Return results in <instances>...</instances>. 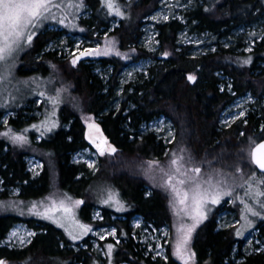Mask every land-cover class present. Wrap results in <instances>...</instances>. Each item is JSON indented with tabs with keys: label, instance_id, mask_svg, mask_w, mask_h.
<instances>
[{
	"label": "rangeland",
	"instance_id": "rangeland-1",
	"mask_svg": "<svg viewBox=\"0 0 264 264\" xmlns=\"http://www.w3.org/2000/svg\"><path fill=\"white\" fill-rule=\"evenodd\" d=\"M127 0H113L114 4L119 7L122 15H115V9L109 14L107 7L103 6L102 0H99V8L96 12L99 15L108 17L106 24L96 26V19L92 17L93 9L86 0H61L64 5L81 4L79 8L65 7L64 10L53 9L56 18L41 20L39 26L33 31L38 33L42 29L57 31V34L49 40L44 48V52H54L59 59H67L71 62L87 64L93 73L97 74L106 83L112 72H115V80L117 85L113 89L114 97L111 101V107L118 111L121 101V93L124 85L128 84L129 88L133 87L148 76V67L154 63H159L160 59L171 54L168 49L160 47L158 38V24L170 20H176L180 24V28L176 31L175 44L178 49L184 48L188 55L205 54L220 47L232 48L234 51H249L254 48L256 43L264 36V12L257 20L246 25H239L230 28L226 32L222 30H210L206 25L197 31L194 27L198 23L195 18L196 8L202 4V0H158L155 7L142 15L138 20L140 35L136 41H131L126 45L122 44L120 35L116 29L120 25V18L129 15V5L124 2ZM264 3V0H262ZM67 16L64 23L58 21ZM91 22H88L89 19ZM88 33L90 35H88ZM34 37V36H33ZM30 45L23 46L22 50L15 54V64L11 69L8 80L0 87V134L8 132L9 135H0L6 143L16 145L18 148H27L29 143V132L34 134L30 139L34 142L39 141L43 134L53 131L57 125L54 116L57 112V106L63 101L70 104L72 108L79 112L80 118L84 123V137L87 140V146L77 149L70 154V162L85 169V172L79 173L87 177L96 173L100 166V157L107 158L109 165H116L119 170H127L134 175L143 176L146 183L143 184L144 195H150L154 189H158L165 197L168 219L162 223H156L153 220L145 218L139 212H132L127 218L128 234L122 228V233L128 235L130 245L135 252H138L144 258H148L152 264H183L175 254V244L180 236L178 232L182 226H191L196 221L188 214L180 211L181 205H176L174 211L172 204V196L159 185L163 183V177L160 168L149 170L147 162L158 161L160 167L168 169L171 159L176 156H183V164L185 168L198 166L201 168V185L209 187L204 181L211 179L213 184L217 180L224 183L221 188L228 191L230 195H223L219 203H208L204 207V218L196 223V227L191 233V238L186 248L185 258L191 255L188 264H196L195 251L193 242L197 230L200 226L216 212V229H230L234 236L241 238L242 243H235L232 246L230 259L239 261L242 256L253 252L264 253V234L256 228V224L264 220V208L256 202V197L247 196V182H252V177H256V181L264 180V173L259 172L255 165L251 163L249 152L253 145L260 140V135L249 132L241 144H237L236 150L231 151L226 146L223 149L205 148L201 153H197V149L191 145L188 139L189 126H181L177 132L171 117L165 114L153 116L147 121H142L136 128L130 125L126 119L122 123V127L130 132L129 137L135 135L152 134L156 140H161L163 152L160 158H142L141 156L132 157L129 161L128 169L122 167V159H119L118 149L109 141L108 136L104 133L99 123L100 115H94L83 111V107L77 97L71 95L70 98L63 100L64 93L59 83L53 76L49 75L46 67L34 72H21L19 66L22 63L21 55ZM108 48L109 55H84L82 52L92 49L103 50ZM119 53L117 55L116 53ZM167 53V55H165ZM40 53L36 55L39 57ZM113 58L118 61L117 69L113 70L111 62L104 59ZM43 63H53L51 58ZM264 65V63H259ZM258 70H255V73ZM194 77L195 74L193 73ZM218 77L221 79L219 87L231 91L230 79L227 75L218 71ZM107 88V85L105 86ZM66 94V91H65ZM59 95V100L53 104L51 101ZM43 99H45L44 104ZM62 100V101H61ZM131 105H129L130 107ZM123 111L122 114L125 113ZM243 112L244 115L240 116ZM264 117V95L258 99L257 95L251 91L236 96L232 101L227 103L219 113L218 126L227 128L232 124L246 125L248 118ZM11 118H18L23 121L19 128L10 127L8 121ZM6 121V123H5ZM36 125L37 127H33ZM67 127L68 123L63 124ZM95 125V127H89ZM186 127V128H185ZM97 128L99 131H97ZM261 126L258 127V130ZM241 133V132H240ZM11 135H23L26 138L25 143H14L10 138ZM101 141H107L102 149H105V155H100L97 145ZM116 149L115 153L107 154L108 146ZM7 144L4 143L3 151H6ZM183 150V151H181ZM25 169L31 179L39 177L43 169V162L33 153L23 155ZM124 162V161H123ZM93 164V167H89ZM113 167V166H112ZM50 182V188L47 192L37 193L32 196L17 197L20 187L16 184L9 185L0 177V193L4 192L5 196H0V213H13L15 215L33 216L36 219H44L56 226L60 227L65 235L70 239L69 244L60 242V246L72 247L74 250L84 248L88 249V255L92 254L95 258V264H114L111 259V253H108V246L126 241L118 235V219H123L124 212L129 208L122 194L115 186L109 184L105 179H96L89 187L88 194L94 201L89 209L91 220H102L104 218L102 207L106 206L109 212V221L102 224L94 225L84 222L79 217V207L82 200L78 196H73L70 191H63L56 183V175ZM241 185H244L241 187ZM253 189L257 187L264 191V184L252 182ZM109 194L114 196L118 203L105 204L103 201L108 198ZM264 200V197H260ZM64 201L65 206L71 208L70 213L60 210L59 203ZM81 201L78 206H73V202ZM243 201V203H242ZM53 202L56 207L52 208ZM245 203H247L259 215L253 216L244 211ZM36 205L35 209L32 206ZM119 205H123L121 210H117ZM52 208L47 212V217L35 215L33 213H45L46 209ZM32 209V211H29ZM242 215H246L251 226L241 219ZM115 220V221H114ZM106 221V220H105ZM87 225L91 230L87 234H83L82 229L78 225ZM34 225H42L39 220H34ZM38 229L29 226L24 221L14 222L6 231L3 237H0V246L9 249L21 248L27 245ZM242 232V235L237 233ZM17 233L14 237L12 233ZM28 233H33L29 236ZM71 233L77 236L72 239ZM114 233V235H112ZM23 238L24 243H21ZM86 238L85 243L83 239ZM127 238V237H126ZM104 241L105 247L101 245ZM109 256H108V254ZM4 264H15L7 259L0 258ZM76 264H81L76 262ZM120 264H130L128 261H121ZM146 264V263H145Z\"/></svg>",
	"mask_w": 264,
	"mask_h": 264
},
{
	"label": "trees",
	"instance_id": "trees-1",
	"mask_svg": "<svg viewBox=\"0 0 264 264\" xmlns=\"http://www.w3.org/2000/svg\"><path fill=\"white\" fill-rule=\"evenodd\" d=\"M157 1L124 2L129 5V15L120 18V25L114 29L119 33L123 45L137 40L140 35L138 20L155 7ZM86 2L93 9L92 17L96 19V26L106 24L108 17L96 12L100 5L99 0ZM263 12L262 0H202V4L195 10L198 23L194 27L199 31L204 24L210 30L226 32L232 27L254 22ZM157 28L160 47L170 50L171 54L160 59L159 63L150 65L148 76L138 84L131 88L128 84L124 85L118 111L110 104L114 97L113 89L117 85L116 71L112 72L104 83L87 64L80 62L73 65L70 60L59 59L54 52L43 51L45 44L57 34L56 30L42 29L34 35L32 43L20 57L22 63L19 71L34 72L46 67L49 75L60 82L58 89L64 93L63 100L73 95L80 100L83 111L99 114V123L109 141L118 149L117 156L122 159L124 168L128 167L130 159L134 156L160 158L163 152L161 140H156L152 134L130 138V132L122 127L126 119L136 128L142 121L165 114L171 117L177 132L181 126H189L191 131L187 137L197 149V153H201L205 148H213L216 151L226 146L235 151L237 144H241L249 132L260 135V139L264 138L263 116L248 118L246 125L232 124L227 128L218 126L220 111L236 96L246 91H251L258 99L264 95V65L259 64L264 63V36L249 51L220 47L205 54L188 55L184 51L185 47L178 49L175 44L176 31L180 28L176 20L158 24ZM39 53L40 56L36 57ZM49 57L53 63H43ZM104 60L111 62L113 70L117 69L119 64L116 59ZM255 70L258 71L255 73ZM218 71L229 77L231 91L219 87L221 79L218 77ZM189 76L195 79L189 80ZM42 101L44 104L45 99ZM57 108L54 116L57 122L55 129L43 134L36 142L30 139L34 134L30 131V144L27 148H18L6 143L0 136V177L9 185H18L20 192L17 197L24 198L47 192L52 178L56 175V183L63 191L68 190L69 194L81 198L79 217L94 225L109 221L107 219L111 210L101 206L104 218L92 221L89 209L95 203L88 191L94 180L105 179L118 188L129 206L123 219L114 220L118 224V235L127 240L112 245L111 259L114 264H120L121 261H128L130 264H152L148 258L133 250L128 243L129 237L122 233V228L128 234L127 218L132 212H139L156 223L168 219L165 197L158 189H154L150 195H144L143 184L146 180L143 176H133L127 170L114 172L118 167L109 165L107 158L103 156L100 157L102 167L96 173L89 177H76L85 172V169L71 163L70 154L88 144L84 137V123L79 112L68 102H61ZM124 110L126 111L122 114ZM8 123L10 127L19 128L23 121L11 118ZM64 123H68L67 127ZM182 134L180 131L178 137ZM4 143L8 146L6 151H3ZM27 153H33L43 162L42 172L35 179H31L25 169L23 155ZM0 196H5V193L1 192ZM215 218L216 212L197 230L193 242L196 264H264L262 252L245 254L239 261L231 260L232 246L235 243L241 245L242 239L234 236L230 229H216ZM34 220H39L42 225L36 227ZM16 221H24L38 231L24 247L9 249L0 246V258L15 264H95V258L92 254L88 255V249L74 250L72 247L60 246L61 241L69 244L70 239L60 227L44 219L9 212L0 213V237H3ZM256 228L264 234V220L259 221ZM83 241L86 243L87 239L84 238ZM101 245L105 247L104 241H101Z\"/></svg>",
	"mask_w": 264,
	"mask_h": 264
},
{
	"label": "snow or ice",
	"instance_id": "snow-or-ice-1",
	"mask_svg": "<svg viewBox=\"0 0 264 264\" xmlns=\"http://www.w3.org/2000/svg\"><path fill=\"white\" fill-rule=\"evenodd\" d=\"M103 6L107 7L109 14L113 13L115 9V15L120 16L122 13L120 12L119 7H117L113 0H102ZM81 4H67L64 5L61 0H0V87H2L3 83L8 80L9 75L11 74V69L15 64V54L22 50L23 46L30 45L32 43L33 36L35 32L34 28L39 26V22L41 20L48 19L51 17L52 19L56 18L55 12L53 9L64 10L65 7L71 8L81 7ZM67 19V16L60 19L58 22L63 24L64 20ZM109 55L110 50L105 48L103 50L100 49H92L86 50L82 52L80 55ZM119 55V53H116ZM167 55V53H165ZM79 57L72 61L73 65H75L76 60ZM248 63V61H245ZM189 80H194L195 78L189 76ZM59 100V95L56 98L52 99V103L55 104ZM3 106V105H0ZM244 113L241 112L240 116H243ZM6 123V121H5ZM33 127H37L33 125ZM89 127H95V125H89ZM97 131L99 129L97 128ZM0 135L8 136L9 133L5 132ZM14 143H25L26 138L23 135H11L10 137ZM104 144H107V141H103ZM97 149L100 152V155H105V149H102L100 145H97ZM108 153L111 155L115 153L116 149L112 148L110 145L108 146ZM183 151V150H181ZM249 156L251 159V163L254 164L257 168L260 169L262 173H264V143L255 144V146L250 150ZM183 156L176 157L174 156L170 161V166L166 170L163 167H160L158 161H149L147 162V167L149 170L159 167L160 172L163 177V183L159 186L163 188L165 191L169 192L172 196L171 204L175 211L176 205H181L183 207L180 208V211L185 214L190 215L196 223H199L204 218V207L209 202L212 204H216L220 202V199L223 195H230L231 193L228 191H224L221 188V185L224 183L222 180H217L215 184L211 181V179L204 181V183L208 184L209 187H202L201 181V168L198 166L185 168L183 164ZM93 164H89V167H93ZM252 182L258 184H264V180L256 181V177H252ZM252 182H247V196L256 197V202L260 204V207L264 208V200H260V197H264V191H261L258 187L254 190L252 186ZM244 185H241L243 187ZM81 201L73 202V206H78ZM105 204L109 203H118L114 199L112 194H109L108 198L103 201ZM243 203V201H242ZM56 204L53 202L52 208H55ZM36 205L32 206V209H35ZM52 208L46 209L45 213L35 212V215H41L42 217H47V212L51 211ZM60 210L65 213H70L71 208L65 206L64 201H60L59 203ZM123 205H119L117 210H121ZM29 209V211H32ZM244 211L250 213L253 216L259 215L256 211L252 209L247 203H245ZM241 219L246 221L249 226H251V222L248 221L246 215H242ZM196 223L189 226H182L181 229L178 230L180 233L179 238L175 244V252L174 254L181 259L183 264H188V261L192 258L191 255H188L187 259L185 258L186 248L191 238V233L193 229L196 227ZM80 229H82L83 234H87L91 229L87 225H78ZM238 235H242V232L237 233ZM15 237L17 233H12ZM29 236L33 235V233H28ZM72 239H77V236L69 233ZM114 235V233H112ZM21 243H24L23 238H21ZM112 251V246H108V253L110 254ZM0 264H4L3 261H0Z\"/></svg>",
	"mask_w": 264,
	"mask_h": 264
},
{
	"label": "water",
	"instance_id": "water-1",
	"mask_svg": "<svg viewBox=\"0 0 264 264\" xmlns=\"http://www.w3.org/2000/svg\"><path fill=\"white\" fill-rule=\"evenodd\" d=\"M258 143H264V138L260 139V140L257 141L255 144H258ZM255 144L253 145V147L255 146ZM104 145H105V144L103 143V141H101V142H100V147H103ZM253 147H252V148H253ZM252 148H251V149H252ZM255 167H256V166H255ZM256 169H257L259 172H261L259 168L256 167ZM261 173H262V172H261Z\"/></svg>",
	"mask_w": 264,
	"mask_h": 264
}]
</instances>
